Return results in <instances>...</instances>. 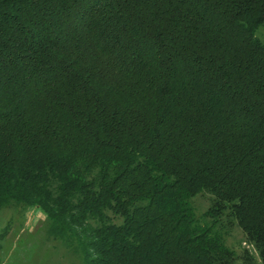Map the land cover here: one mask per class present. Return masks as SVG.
I'll return each mask as SVG.
<instances>
[{
    "label": "trees",
    "instance_id": "16d2710c",
    "mask_svg": "<svg viewBox=\"0 0 264 264\" xmlns=\"http://www.w3.org/2000/svg\"><path fill=\"white\" fill-rule=\"evenodd\" d=\"M262 27L264 0H0V210L81 264H264Z\"/></svg>",
    "mask_w": 264,
    "mask_h": 264
},
{
    "label": "rangeland",
    "instance_id": "374dc122",
    "mask_svg": "<svg viewBox=\"0 0 264 264\" xmlns=\"http://www.w3.org/2000/svg\"><path fill=\"white\" fill-rule=\"evenodd\" d=\"M264 42V27L257 31ZM190 203L196 218L207 209V195H199ZM205 220V219H204ZM47 220L37 209L12 207L0 210V264H81L78 256L68 251L60 241L46 234ZM237 226L226 236V245L237 253L247 244Z\"/></svg>",
    "mask_w": 264,
    "mask_h": 264
}]
</instances>
